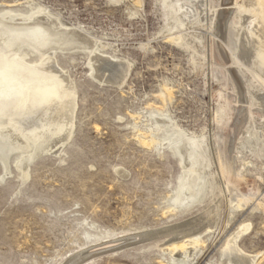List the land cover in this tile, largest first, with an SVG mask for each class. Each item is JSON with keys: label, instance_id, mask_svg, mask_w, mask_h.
I'll return each instance as SVG.
<instances>
[{"label": "rangeland", "instance_id": "rangeland-1", "mask_svg": "<svg viewBox=\"0 0 264 264\" xmlns=\"http://www.w3.org/2000/svg\"><path fill=\"white\" fill-rule=\"evenodd\" d=\"M234 1L201 0L203 14L179 26L168 0H0V15L46 10L104 59L96 79L88 50L57 52L74 84L69 139L26 160V175L21 153L0 161V264H180L191 236L201 242L186 264H229L237 232L264 264V90L253 75L264 71L238 67L224 44L225 24L244 28L240 12L257 0ZM244 131L258 134L246 149ZM178 132L202 140L210 170L201 201L172 210L182 169L167 143Z\"/></svg>", "mask_w": 264, "mask_h": 264}, {"label": "bare ground", "instance_id": "bare-ground-1", "mask_svg": "<svg viewBox=\"0 0 264 264\" xmlns=\"http://www.w3.org/2000/svg\"><path fill=\"white\" fill-rule=\"evenodd\" d=\"M168 4L179 26L193 23L192 18L201 13V8L198 7L201 0H168ZM232 4L230 9L232 7L235 10L239 9L237 0ZM240 13L241 20L244 19V28L234 25L231 18L225 24L224 44L230 53L231 60L237 66L244 61V68H246L248 67L246 60L251 59L257 69L264 71V0H257L256 8L244 9V15L243 11ZM177 36L176 39H181L179 34ZM82 37L76 30L63 27L42 8L33 10L31 14H17L11 11L0 15V161L4 167L11 153H21L16 160V165L23 175H26L23 168L26 160L46 153H57L64 145L63 143L69 139L73 131V112L76 105L72 86L74 84L71 85L65 71H61L59 65L57 66L55 54L75 48L88 50L91 55V73L96 79L99 78L97 76L99 66L104 60L94 55L95 50ZM33 56L38 59L31 60ZM94 62H98L96 67ZM112 72H116L115 68ZM253 75L263 80L262 82L259 80L261 82L259 87L260 91L264 90V72L257 75L253 73ZM244 85L247 83L245 82ZM246 89L248 90L247 87ZM263 96L264 93L258 94L256 99ZM245 133L248 132L244 131ZM178 134L176 141L171 140L167 143L176 152L182 169L171 198L172 210L188 208L201 201L205 195L207 174L210 170L208 150L206 145L201 143L202 140L192 139V137L184 138V134L179 132ZM252 137L257 140L258 134L253 132L247 134L244 139V149L250 147L246 143ZM147 142L150 143L151 140ZM28 147H31V151L22 155ZM220 163L223 173L226 174L228 170L223 165L221 157ZM211 183L214 185L213 181ZM242 198L244 199L243 196ZM237 237L238 232L224 250L229 253V264H251L255 257L244 253L238 247ZM200 242L199 237L191 236L177 246V250L181 252L180 264L187 263L186 258Z\"/></svg>", "mask_w": 264, "mask_h": 264}]
</instances>
